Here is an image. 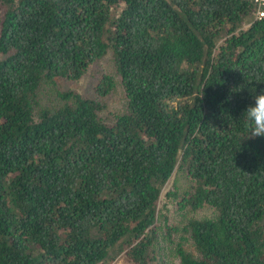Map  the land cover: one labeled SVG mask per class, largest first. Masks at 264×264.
Segmentation results:
<instances>
[{
    "label": "trees",
    "instance_id": "1",
    "mask_svg": "<svg viewBox=\"0 0 264 264\" xmlns=\"http://www.w3.org/2000/svg\"><path fill=\"white\" fill-rule=\"evenodd\" d=\"M108 54L118 82L58 89ZM259 94L252 0H0V264H160V239L178 264H264V138L242 117ZM176 167L175 210L211 216L168 224Z\"/></svg>",
    "mask_w": 264,
    "mask_h": 264
},
{
    "label": "rangeland",
    "instance_id": "2",
    "mask_svg": "<svg viewBox=\"0 0 264 264\" xmlns=\"http://www.w3.org/2000/svg\"><path fill=\"white\" fill-rule=\"evenodd\" d=\"M101 73H106L109 75H113L116 80L118 79L117 75L115 74L114 66L112 63V59L110 54L104 56L101 60H99L96 64H94L87 72L86 74L79 79L78 81H66L64 79L58 80V89L64 90V91H77L82 95H86L89 97L93 96V85L95 80L100 76ZM118 82V80H117ZM116 82V88L115 90L108 95L105 99V108L102 111L101 115L106 117H111V115L117 111L122 110L125 99L122 96V93L120 91L121 87ZM58 99L55 96V92L44 90L43 92V100L42 104L48 105V106H54L58 103ZM188 183L183 175L181 170H178L176 167L169 178V181L166 183V185L163 188V194H165L167 191H172L176 195H178L175 199L172 198V200L168 203V209L166 210L167 215L170 218V221L168 224L173 223L174 225L179 226L182 223L186 222V218H190L192 216L197 218H204L209 217L212 215L211 209L204 206L201 209L192 211L191 208L188 206L186 209V213L183 212L182 214L179 213L181 211L175 210V203L180 199L181 193L184 192L185 189H187ZM175 197V196H173ZM161 200L164 201V197L162 195ZM161 206V204H160ZM165 212V211H164ZM163 217L162 215L159 217L158 222L161 224L163 223ZM165 231L164 224L160 225V232L163 233ZM160 246L158 247V250L160 252V258L161 263L160 264H178V258L170 254L169 245L167 244L164 239L159 240ZM110 264H128L123 260L122 256H118L115 260H113Z\"/></svg>",
    "mask_w": 264,
    "mask_h": 264
},
{
    "label": "clouds",
    "instance_id": "3",
    "mask_svg": "<svg viewBox=\"0 0 264 264\" xmlns=\"http://www.w3.org/2000/svg\"><path fill=\"white\" fill-rule=\"evenodd\" d=\"M254 101V106H248L242 116L248 132L246 139L264 138V94L254 96Z\"/></svg>",
    "mask_w": 264,
    "mask_h": 264
},
{
    "label": "built area",
    "instance_id": "4",
    "mask_svg": "<svg viewBox=\"0 0 264 264\" xmlns=\"http://www.w3.org/2000/svg\"><path fill=\"white\" fill-rule=\"evenodd\" d=\"M255 7L256 17L259 19L264 16V0H252Z\"/></svg>",
    "mask_w": 264,
    "mask_h": 264
}]
</instances>
